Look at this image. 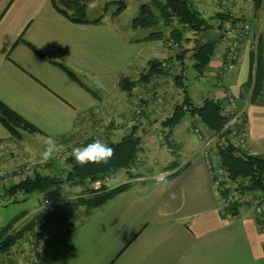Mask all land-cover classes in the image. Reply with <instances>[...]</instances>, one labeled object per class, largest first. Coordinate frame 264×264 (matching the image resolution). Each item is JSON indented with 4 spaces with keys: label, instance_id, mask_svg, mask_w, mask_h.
Wrapping results in <instances>:
<instances>
[{
    "label": "crops",
    "instance_id": "0c3cea01",
    "mask_svg": "<svg viewBox=\"0 0 264 264\" xmlns=\"http://www.w3.org/2000/svg\"><path fill=\"white\" fill-rule=\"evenodd\" d=\"M118 17L77 23L59 12L52 0H0V100L38 129L23 130L18 140L0 121V172L12 174L34 163L24 159L34 153L31 140L43 147L49 140L64 145L56 154L60 162L55 156L44 163L55 160L56 168L88 125L87 116L105 106L97 89L107 83L115 91L132 72L141 73L138 64L147 39L127 34L116 22ZM259 20L264 21L263 16ZM250 50L245 42L241 60L227 72L224 83L247 115L252 154L261 156L264 104L240 98L249 77ZM216 54L207 70L212 75L220 64ZM59 64L74 71L80 81ZM204 96L221 98L218 88ZM125 124L119 123L121 129ZM180 125L168 130L185 157L175 161V168L142 175L144 180L95 209L32 259L22 255L17 264H264V230L255 209L242 203L236 214L224 210L204 157L203 140L196 135L201 143L187 149L194 140L184 133L175 135L178 129L185 131ZM113 132H107L109 139ZM146 141L155 145L152 138ZM161 174L165 179L160 181ZM19 175L11 181L26 177Z\"/></svg>",
    "mask_w": 264,
    "mask_h": 264
},
{
    "label": "rangeland",
    "instance_id": "374dc122",
    "mask_svg": "<svg viewBox=\"0 0 264 264\" xmlns=\"http://www.w3.org/2000/svg\"><path fill=\"white\" fill-rule=\"evenodd\" d=\"M108 1L110 0H92L88 4L86 16L88 18L100 17L102 15L111 16L116 10L117 5H108V7L105 8V4ZM126 1V9L115 20L127 34H132V36L135 37H145L154 31L162 34L161 38L147 39L144 41L142 61L138 64L140 67L139 70L141 72L148 71L150 68V60L156 59L161 63L163 62V64L164 62L172 64L173 71L169 68H165L166 70H164V72L162 71L161 73L154 74L148 84L140 83L129 91L122 90L120 83L117 88H115V91L111 90V84L107 83L105 87L98 88V94L105 101V106L102 107L101 110L95 113L92 112L90 116H87L86 120L88 125L83 128L82 134L73 142V145L67 147V154L63 156L61 163L56 164V168L53 167L54 164H44L46 162L39 161L41 160V152L44 149L43 144H41L40 141L31 140L30 148L32 149L31 152L34 153H31L32 155L24 159H32L34 163L40 162L36 169L37 172L45 174L56 173L59 174L61 178L65 179L68 169L66 158L71 155L73 147H83L94 141L95 136L99 134L101 135L98 136V139L110 145L114 143V140L115 142L121 140L124 135L130 132L135 124L138 128L137 134L142 136V149L138 154L135 166L131 169V172H128L125 168L119 169L114 177L107 178V180L101 182V184L106 183L109 188L118 186L124 182L132 185L138 181L144 180L142 175L151 177L161 171L175 168V161L182 162L185 157L179 154L182 152L178 147L179 141H173L171 137L169 138V134H166L165 129L162 127V123L168 116L172 115L176 104L181 103L186 94L182 86L177 83L175 79L176 75H182L183 84L188 94L197 105H201L207 98L204 96L207 91H212L217 88L216 85H214L216 79L215 73H213V75L207 73V71L201 73L193 66V52L195 47L204 41L215 40H218L219 45L224 36L222 34H225L226 28L231 24L230 21H226L223 28H219L220 21L215 20L218 18L213 19L215 14L221 11L229 12L234 15L235 18H243L252 22L257 30L258 36L262 35L264 40V21L261 22V19L259 20L261 16L264 18L262 12L264 9L257 12L255 0H192L196 7L202 11L204 16L213 22L214 29L200 34L182 29L185 38L181 41H177L172 36V29L173 26H176V23L166 26L164 22L161 21L155 28L134 29L132 26L133 20L138 15L140 6L151 0ZM195 36H197V39H195ZM176 43L179 45L176 46ZM252 50L253 49L250 50V54ZM254 50L256 49L254 48ZM180 54H182V58ZM137 72H132L130 78H139L138 74L140 73ZM138 110H140V113H138ZM119 123H126L125 126H122L124 129H121ZM178 125L182 126L185 131L178 129L175 131V135L177 137H183V133L188 135V137L194 141L192 144H189L187 149L196 148L201 141L198 140L194 128L205 127L203 123L198 117L187 114ZM178 125H176V127H179ZM109 130L110 134L115 130L113 135L110 136V139L107 136ZM161 133L162 137H160ZM149 138H152L155 142V145L152 147H150L146 141V139ZM218 139L219 137L215 138V141L218 142ZM155 147L157 151L162 152L160 155L154 150ZM261 156L264 157V152H261ZM28 164H33V162ZM19 169L20 167L16 168V171L14 170L15 172L12 175L18 176L20 173L18 171ZM19 179L18 177L11 181V179L6 180L0 178V230L2 227L8 225L17 215L21 213L28 214V218L20 220L13 232L20 230L31 220L33 215L45 201L46 196L44 192H34L30 194L18 192L15 195L6 194L5 188L11 186ZM89 188H97V186L94 183L89 185H76L65 182L59 191H54L53 194L48 195V197L50 199L62 198L58 201H54L56 203L68 200L75 201L78 198H87L89 196ZM250 206L253 207L252 205ZM85 208L86 207L82 205L78 207L76 220L74 218L72 220L73 223L78 219L84 218ZM64 231L65 227H52L48 231H44L42 228L37 227L33 231H26L9 251L0 252V264H17L18 260L22 259V255H24L26 259H32L36 253L44 247V235L47 234L51 236L57 233H63Z\"/></svg>",
    "mask_w": 264,
    "mask_h": 264
},
{
    "label": "trees",
    "instance_id": "16d2710c",
    "mask_svg": "<svg viewBox=\"0 0 264 264\" xmlns=\"http://www.w3.org/2000/svg\"><path fill=\"white\" fill-rule=\"evenodd\" d=\"M52 1L55 8L73 22L100 23L104 18V15L93 19L86 16L88 4L92 0ZM108 5H117L113 15L118 16L126 9L127 1L110 0L106 2L105 8ZM255 8L257 12L262 11L264 9V0H255ZM213 19L220 21L219 28L221 29L226 21H230L231 23L248 21L243 18H235L231 13L224 11L217 12ZM161 21L166 26L176 23V26H173L172 29V36L177 41L185 38L182 29L193 31L195 34L205 33L208 30L214 29L213 22L204 16L192 0H151L150 2H145L140 6L139 13L134 18L132 26L134 29L155 28ZM255 35L258 39V46L250 54L249 77L242 86L243 89L240 93V98L249 100L252 104H264V40L262 35L258 36L256 28ZM145 37L146 39H156L161 38L162 34L154 31ZM196 37L195 39H197ZM29 45L32 47L31 44ZM178 45L176 43V46ZM217 46L218 40H215L204 41L195 47L193 52V66L196 70L201 73L208 70L209 64L216 53ZM180 56L182 58V54ZM59 65L70 76L80 81V78H78L74 71L66 65ZM165 68L163 62L161 63L156 59L150 60V68L148 71L141 72L139 78L136 79L130 77L122 79L120 81V87L124 91H129L140 83L148 84L154 74L164 72V70L168 69ZM175 79L182 86L186 94L184 95L183 101L176 104L172 115L163 121L162 124L166 134H170L168 130L172 131L185 115L189 114L193 117H198L210 134L219 137L218 142L215 143L214 150H216L220 163L226 170L227 181H229L231 186L236 188L241 195H249L256 192L264 196V157L257 154L245 153L234 144L233 139L236 133L232 128H225L229 116L226 114L224 106L219 99L207 97L201 105H197L188 94L183 84L182 75H176ZM240 106L243 108V105ZM0 121L13 134L14 138L18 140L21 139L23 130L31 133L38 131L37 127L10 109L1 100ZM137 129V125L135 124L130 132L124 135L121 140L109 145L114 150V155L107 164L78 165L75 163L71 154L66 158L68 169L65 179L56 173L45 174L35 172L34 175L26 176L19 182L6 187L5 192L8 195H15L18 192H24L26 194L44 192L46 198H49L48 195L53 194L54 191H59L65 182L76 185H89L97 181L105 182L107 178L114 177L121 168H125L128 172H131V169L136 164L138 154L142 149V136L137 134ZM56 161H51V164H55ZM130 186V183H123L109 188L106 183H102L99 188H89V196L87 198H78L75 201L54 202L51 206H44L43 203L23 228L13 232L15 226L27 214L21 213L17 215L8 225L2 227L0 230V252L9 251L26 231H33L37 227L42 228L44 231H48L52 227H65L66 232L70 231L76 227L77 223L82 224L84 220L88 219L95 209L105 206L111 199L126 191ZM220 195L224 197L225 193H220ZM240 204L242 203L238 201L233 205L225 207L224 210L230 214H236ZM80 205L86 207L84 219H78L73 223L72 220L74 218L76 220ZM65 231L51 236L44 235L45 245L43 249H46L55 241L59 240L66 233Z\"/></svg>",
    "mask_w": 264,
    "mask_h": 264
},
{
    "label": "built area",
    "instance_id": "2783aa9c",
    "mask_svg": "<svg viewBox=\"0 0 264 264\" xmlns=\"http://www.w3.org/2000/svg\"><path fill=\"white\" fill-rule=\"evenodd\" d=\"M248 42L251 44L252 49H256L258 46V39L255 35V27L249 21H241L231 23L226 28L223 39L217 46V59L220 61L218 67L213 71L216 75L215 84L220 90L222 102L226 114L229 116V120L225 124V128H232L235 130L236 136L234 138V144L239 147L245 153H251L249 148V132L247 129V115L244 108H241L238 98L229 92L226 88L224 80L226 73L233 67V65L241 60L243 44ZM164 67L173 69L172 64L164 62ZM140 113V110H138ZM195 134L204 142V157L206 159L210 176L213 184L220 193H225L223 200L225 207L235 204L236 202L246 203L253 206L256 211L257 219L264 230V196L256 192L249 195H241L236 188L231 186L227 181L226 170L221 165L219 157L214 150L216 135L210 134L206 127H195ZM162 134V133H161ZM98 139V136H95ZM67 152V151H66ZM252 154V153H251ZM56 160L60 162L61 157L56 156ZM38 164H27L20 167L18 170L22 175L31 176L37 172ZM43 166V165H42ZM40 168V166H39ZM38 168V170H39ZM16 171V170H15ZM13 174V173H12ZM11 173L1 172L0 178L10 180L12 178ZM158 180H164L165 174H161ZM97 188L101 186V181L94 183ZM1 187V186H0ZM55 200L46 198L44 206L53 205Z\"/></svg>",
    "mask_w": 264,
    "mask_h": 264
},
{
    "label": "clouds",
    "instance_id": "9594fccd",
    "mask_svg": "<svg viewBox=\"0 0 264 264\" xmlns=\"http://www.w3.org/2000/svg\"><path fill=\"white\" fill-rule=\"evenodd\" d=\"M64 150L62 143L55 140H49L41 152V161L47 162L54 159L56 154ZM72 157L76 164H107L114 155V150L100 139H95L83 147H73Z\"/></svg>",
    "mask_w": 264,
    "mask_h": 264
}]
</instances>
